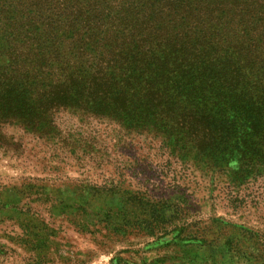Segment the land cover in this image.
<instances>
[{
  "label": "rangeland",
  "instance_id": "obj_1",
  "mask_svg": "<svg viewBox=\"0 0 264 264\" xmlns=\"http://www.w3.org/2000/svg\"><path fill=\"white\" fill-rule=\"evenodd\" d=\"M153 1L0 0V10L16 17L17 2L31 4L26 29L67 36L75 16L119 18L128 7L150 27ZM4 40L0 30V82L19 68ZM210 46L228 69L247 52L227 31ZM34 105L10 111L0 94V264H264L262 156L234 140L202 148L185 130L177 140L155 128L157 113L148 128L129 127L89 93L75 108Z\"/></svg>",
  "mask_w": 264,
  "mask_h": 264
},
{
  "label": "trees",
  "instance_id": "obj_2",
  "mask_svg": "<svg viewBox=\"0 0 264 264\" xmlns=\"http://www.w3.org/2000/svg\"><path fill=\"white\" fill-rule=\"evenodd\" d=\"M147 3L150 27L129 18L135 12L128 7L119 18L75 16L67 36L26 29L34 18L27 21L21 10L31 4L17 2L16 17L0 10L9 67H19L0 82L10 111L37 101L75 108L89 93L98 112L129 127L148 128L150 113H157L155 128L177 140L184 130L202 148L234 140L246 154L264 158V53L254 48L264 51V1ZM155 24L161 29L153 31ZM226 31L228 44L247 51L230 69L210 46ZM91 60L97 70L86 76Z\"/></svg>",
  "mask_w": 264,
  "mask_h": 264
}]
</instances>
